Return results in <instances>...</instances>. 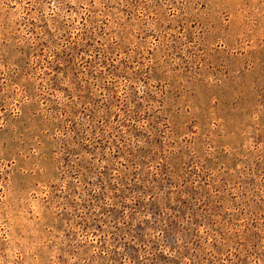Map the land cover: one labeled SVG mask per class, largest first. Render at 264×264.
Masks as SVG:
<instances>
[{"label":"rangeland","instance_id":"374dc122","mask_svg":"<svg viewBox=\"0 0 264 264\" xmlns=\"http://www.w3.org/2000/svg\"><path fill=\"white\" fill-rule=\"evenodd\" d=\"M0 264H264V0H0Z\"/></svg>","mask_w":264,"mask_h":264}]
</instances>
